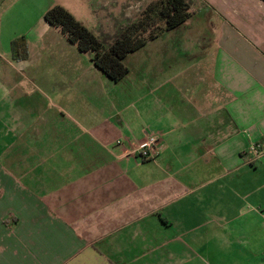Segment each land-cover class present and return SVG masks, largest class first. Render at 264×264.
I'll use <instances>...</instances> for the list:
<instances>
[{
	"label": "crops",
	"instance_id": "0c3cea01",
	"mask_svg": "<svg viewBox=\"0 0 264 264\" xmlns=\"http://www.w3.org/2000/svg\"><path fill=\"white\" fill-rule=\"evenodd\" d=\"M195 1L126 57L131 110L43 16L98 34L124 0H0V264H264V0Z\"/></svg>",
	"mask_w": 264,
	"mask_h": 264
},
{
	"label": "trees",
	"instance_id": "16d2710c",
	"mask_svg": "<svg viewBox=\"0 0 264 264\" xmlns=\"http://www.w3.org/2000/svg\"><path fill=\"white\" fill-rule=\"evenodd\" d=\"M43 16L48 24L59 28L69 42L76 44L80 52L88 53L94 66L111 82L117 83L129 71L125 63L129 54L184 24L191 13L186 0H156L135 19L120 22L114 39L109 43L62 5L47 8ZM10 51L14 60L25 59L28 56L26 38L20 36L11 40Z\"/></svg>",
	"mask_w": 264,
	"mask_h": 264
},
{
	"label": "rangeland",
	"instance_id": "374dc122",
	"mask_svg": "<svg viewBox=\"0 0 264 264\" xmlns=\"http://www.w3.org/2000/svg\"><path fill=\"white\" fill-rule=\"evenodd\" d=\"M124 1H125L124 13H123L124 16L112 15V13L114 11H111L110 9L107 10L104 7L99 8L96 11V13L99 14V16L96 18L98 20L97 25L98 24H100V25L98 26V29H97V25H96L95 29L100 31L97 35L101 36L106 43H109L114 39L116 32L118 31V26H119L120 22H122L124 20L135 19L136 17H138L141 14V12L147 7V5H149L151 2H154L156 0H124ZM186 1L189 4V11L191 10L192 13L195 14L196 13V1L195 0H186ZM195 15H193L192 19L189 21V24H195L196 23L194 20L195 18L200 19L203 17L204 18L207 17L209 15V11L206 8L198 9V11ZM168 32L169 31H166L165 33L161 34L160 37H162V36L164 37L166 35V33H168ZM175 34H177V33H174V35ZM192 35H194V36H192V39L196 40V36H195L196 34H192ZM175 38H177V37H175ZM131 55H132V53L129 54L128 57H130ZM128 83H129V81L127 82L126 80L122 81L118 85H113L115 83L111 82L110 88H109V95H108L109 101L113 100V98L116 97V100H117L116 103L118 104V106L121 104L122 105H128L129 108H131L133 106H136V107L146 106V104L148 102L147 97L141 98V99L129 98L131 96L127 92ZM114 86H116V87H114ZM109 103H111V102H109ZM99 105H100L99 99H92L91 100V98H90L88 100V102L85 103L84 107H89L90 109H92L93 110L92 111L93 117L96 118L98 116L102 117L100 113L94 112L95 108H97ZM131 110H132V108H131ZM72 115L74 117H76V119L78 121H82L80 113H75ZM110 115H111V111L108 113V116H110ZM65 120H72L73 121V118L72 117L66 118ZM112 120H115V118H112Z\"/></svg>",
	"mask_w": 264,
	"mask_h": 264
},
{
	"label": "built area",
	"instance_id": "2783aa9c",
	"mask_svg": "<svg viewBox=\"0 0 264 264\" xmlns=\"http://www.w3.org/2000/svg\"><path fill=\"white\" fill-rule=\"evenodd\" d=\"M157 150V138L154 135H149L138 145L131 149V153L140 156L141 158H152Z\"/></svg>",
	"mask_w": 264,
	"mask_h": 264
}]
</instances>
